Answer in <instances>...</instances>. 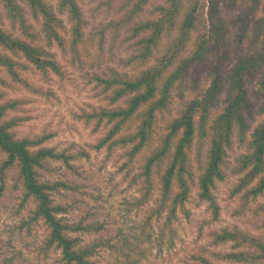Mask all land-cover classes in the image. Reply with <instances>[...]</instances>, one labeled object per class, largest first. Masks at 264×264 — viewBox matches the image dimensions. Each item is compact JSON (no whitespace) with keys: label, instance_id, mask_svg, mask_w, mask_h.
Returning <instances> with one entry per match:
<instances>
[{"label":"trees","instance_id":"1","mask_svg":"<svg viewBox=\"0 0 264 264\" xmlns=\"http://www.w3.org/2000/svg\"><path fill=\"white\" fill-rule=\"evenodd\" d=\"M128 1H134L133 17L148 2ZM240 1L226 0V7L231 8ZM248 2L238 18L240 30L233 38V50L238 56L233 60L229 59V29L219 13L216 0H210L207 21H204L205 5L197 1L164 0L150 10L151 15H156L155 19L139 21L131 29L132 35L140 36V39L135 55L127 62L141 70L131 76L111 71L108 75L91 78L94 87L104 94L102 100L106 107L83 113L79 119L90 125L93 132L102 127L107 129L95 144L96 149H126L124 167L130 169L140 156V169L133 179L141 185L136 205L141 206L150 199L152 178L156 176L158 196L147 213V224L165 214L164 224L168 225L176 218L178 210H184L193 182L189 159L193 148L196 160L201 163L197 196L199 200L210 203L214 216L217 215L212 189L216 182L224 179L222 167L233 137L242 145L246 141V118L251 117L248 85L257 75L260 78L255 93L258 96L264 94V0ZM0 4L6 17L19 30V36H15L0 28V68L22 89L39 95L41 91L23 80L20 71L31 67L41 75L48 72L60 75L59 66L37 43L44 39L48 44L54 42L63 47L64 40L59 33L63 29L61 21L43 0H0ZM57 6L60 12L67 13L71 22L70 44H83L84 22L76 1L57 0ZM25 11L41 20L42 38L30 31ZM111 27L110 24L96 30L95 36H99L97 50L101 47L104 31ZM163 38L167 40L163 52L153 65H148ZM245 43H248L249 51L243 55ZM210 51L217 55L210 65L206 83L182 104L174 118L160 128L157 116L169 110L171 93L182 89L190 70L193 79L197 80ZM222 93L225 104L213 114ZM2 96L0 93V99ZM121 102L122 105L117 106ZM24 104L23 99L0 103V151L4 155L0 163V197L4 192L5 173L14 170L21 182V203L34 205L29 223H40L45 229L42 249L57 252L59 264H95L91 258L97 245L80 247V240L75 236L87 228L69 223L64 216L67 209L54 205L52 201L53 192L70 187L64 183L41 182L38 178L37 169L43 166L44 161L67 164L69 157L44 147L48 136L16 138L13 130L26 120L19 116ZM257 113L263 119L253 128L245 145L247 150L237 160L236 171L243 176L232 190L235 194L242 192L241 197L245 200H255L264 192V101ZM257 211L264 214V204L259 205ZM214 241L232 242L233 248L239 249L222 256L229 264H264V243L257 238L238 230L222 229L215 234ZM199 262L213 264L204 259Z\"/></svg>","mask_w":264,"mask_h":264},{"label":"rangeland","instance_id":"2","mask_svg":"<svg viewBox=\"0 0 264 264\" xmlns=\"http://www.w3.org/2000/svg\"><path fill=\"white\" fill-rule=\"evenodd\" d=\"M43 1L52 7L61 21L63 29L59 33L64 43L63 47H59L54 42L48 44L41 39L37 44L59 66L60 75L52 72L41 75L31 67L20 71L23 80L41 91V94L35 95L14 83L0 68V93L3 95L0 103L12 99L25 101L19 116L26 120L13 130L16 138L48 136L43 146L69 157L67 164L55 160L44 161L43 166L37 169L38 178L41 182L64 183L70 187L53 192L52 201L54 205L67 209L64 216L69 223L87 228L75 236L80 240V247L97 245L91 260L95 264H199V260L204 259L213 264H229L222 256L238 252L239 249L233 248L232 242L214 241L215 234L222 229L238 230L264 243V214L257 211L258 206L264 204V192L255 200L242 199V192H232L243 176L236 171L237 160L246 152L245 145L253 128L263 119L257 110L264 101V94L258 96L255 93L260 75L248 85L251 117L246 118V141L242 145L233 137L222 167L224 179L216 182L212 189L213 203L217 207L216 217L210 203L199 200L197 196L201 163L196 160L193 148L189 154L193 182L184 210H178L176 218L168 225L164 224L165 214L147 224V213L158 196L156 176L152 178L153 194L150 199L141 206L136 205L141 185L133 179L140 169V156L129 169L123 166L127 161L126 149H96L95 144L107 129L102 127L98 132H93L92 127L79 116L106 107L102 100L104 94H100V90L91 82L93 76L108 75L111 71L131 76L141 70L127 62L135 55L140 39V36L132 35L131 29L139 21L155 19L156 15H151L150 10L154 5L164 3V0H148L134 17L131 15L134 1L75 0L84 22V41L76 46L70 44L71 22L67 13L58 10L57 0ZM193 1L205 5L204 21H207L210 0H187L189 3ZM216 2L229 29V59L233 60L238 56L233 50V38L240 30L238 18L249 2L241 0L231 8L226 7V0ZM25 14L30 31L42 38L41 20L32 17L28 11ZM110 24L112 27L104 31L101 47L97 50L99 36H95L96 30ZM0 28L19 36L17 25L6 17L1 4ZM248 28L251 30V26ZM166 42V38H163L153 51L148 65L155 63ZM248 51V43H245L243 55ZM216 55L210 51L197 80L193 79L190 70L182 89L171 93L169 110L157 116L160 128L176 116L185 101L201 90ZM224 96L222 93L218 97L213 114L224 106ZM121 105L122 102L117 106ZM3 158L0 151V163ZM3 183L4 192L0 197V264H59L57 252L42 249L43 225L29 223L34 205L31 202L21 203V182L16 172H6Z\"/></svg>","mask_w":264,"mask_h":264}]
</instances>
